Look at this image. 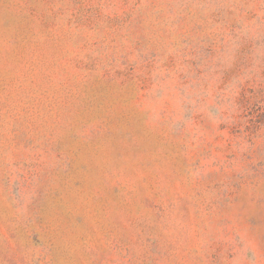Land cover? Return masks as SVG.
<instances>
[{"label":"rangeland","instance_id":"1","mask_svg":"<svg viewBox=\"0 0 264 264\" xmlns=\"http://www.w3.org/2000/svg\"><path fill=\"white\" fill-rule=\"evenodd\" d=\"M0 264H264V0H0Z\"/></svg>","mask_w":264,"mask_h":264}]
</instances>
